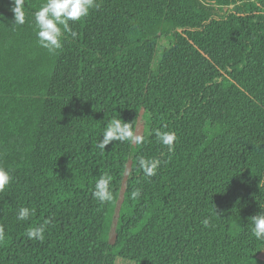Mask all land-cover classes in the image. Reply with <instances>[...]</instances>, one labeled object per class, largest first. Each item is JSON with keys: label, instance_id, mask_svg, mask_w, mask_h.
Listing matches in <instances>:
<instances>
[{"label": "trees", "instance_id": "1", "mask_svg": "<svg viewBox=\"0 0 264 264\" xmlns=\"http://www.w3.org/2000/svg\"><path fill=\"white\" fill-rule=\"evenodd\" d=\"M45 2L23 0L19 25L0 0V264H264L250 232L264 211V0H97L55 55L37 45ZM113 119L143 143L101 150ZM156 129L176 133L174 151ZM141 158L160 160L155 176ZM102 174L106 203L92 196ZM45 219V240H29Z\"/></svg>", "mask_w": 264, "mask_h": 264}, {"label": "clouds", "instance_id": "2", "mask_svg": "<svg viewBox=\"0 0 264 264\" xmlns=\"http://www.w3.org/2000/svg\"><path fill=\"white\" fill-rule=\"evenodd\" d=\"M99 7L97 0H46V2L32 15L36 26L37 45L46 49L49 54L55 55L63 47L64 33L69 30V22H78L89 16L90 12ZM14 21L16 24L25 23V13L23 11V0H14ZM159 143L172 152L175 149L177 135L171 130L156 129L153 132ZM113 141H128L133 145L143 143V137L134 131L129 123L120 119H113L107 123L102 133L98 147L105 150L106 146ZM139 168L146 177H153L160 166V160L157 158H141L138 161ZM10 170L0 166V192H3L11 182ZM112 177L108 174H102L96 180L92 196L100 203H106L112 200L110 189ZM140 196L139 190L131 192V198L136 199ZM35 210L21 206L16 213L17 221L27 222L34 215ZM51 223L50 219H45L42 224L31 226L26 229V236L29 240L43 242L45 240V231ZM207 228L210 221L205 218L201 221ZM250 232L256 240L264 241V211L250 218ZM5 239V231L0 226V241Z\"/></svg>", "mask_w": 264, "mask_h": 264}, {"label": "rangeland", "instance_id": "3", "mask_svg": "<svg viewBox=\"0 0 264 264\" xmlns=\"http://www.w3.org/2000/svg\"><path fill=\"white\" fill-rule=\"evenodd\" d=\"M249 191H250V188L248 186L238 183L233 186L232 191H231V196L237 202L243 203Z\"/></svg>", "mask_w": 264, "mask_h": 264}]
</instances>
